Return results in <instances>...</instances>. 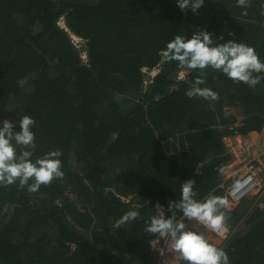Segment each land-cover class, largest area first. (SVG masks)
<instances>
[{"label":"trees","instance_id":"trees-1","mask_svg":"<svg viewBox=\"0 0 264 264\" xmlns=\"http://www.w3.org/2000/svg\"><path fill=\"white\" fill-rule=\"evenodd\" d=\"M247 2L205 0L192 13L175 0H0V120L30 115L32 158L58 149L64 172L35 193L0 186V264H180L167 240L154 259L159 236L144 222L190 178L197 199H224L222 137L236 123L242 135L264 129V78L249 88L205 69L217 99L189 98L197 70L178 79L159 53L199 28L264 60V0ZM250 203L223 210L218 247L231 264H264V207ZM129 210L138 217L116 227Z\"/></svg>","mask_w":264,"mask_h":264},{"label":"clouds","instance_id":"clouds-1","mask_svg":"<svg viewBox=\"0 0 264 264\" xmlns=\"http://www.w3.org/2000/svg\"><path fill=\"white\" fill-rule=\"evenodd\" d=\"M175 4L181 11L188 9L196 13L205 0H175ZM238 5L246 8L248 2L238 0ZM72 38L74 40L76 37ZM159 54L165 61L176 62L182 70L181 78L191 70H197L192 86L185 91L189 98L217 99L215 90L202 87L208 75L205 69L217 71L228 81L249 88L264 78V60L255 54L253 48L231 39L225 40L222 34L214 36L206 29H195L190 36L174 35ZM257 73L259 75H254ZM34 125L35 120L26 113H20L18 122L0 120V186L26 185L27 191L35 193L42 184L63 178L60 150H49L42 156L32 158L36 149L35 133L32 131ZM196 196L194 180L183 181L178 199L167 201L166 206L159 201L155 203L153 214L144 222L143 231L165 238L177 254L180 264H231L223 247L210 244L205 235L186 226V221H190L220 235L227 233L229 226L223 210L229 207L228 200L209 196L201 201ZM138 215L136 210H129L116 221L115 226L135 220ZM149 243L155 245L153 240Z\"/></svg>","mask_w":264,"mask_h":264},{"label":"built area","instance_id":"built-area-1","mask_svg":"<svg viewBox=\"0 0 264 264\" xmlns=\"http://www.w3.org/2000/svg\"><path fill=\"white\" fill-rule=\"evenodd\" d=\"M153 75L154 72L151 73ZM225 110L227 111V107ZM239 127L240 124L236 123L230 127L231 133L222 137L225 152L230 158L222 171L219 188L223 191L224 198L232 204H238L249 195L261 197L260 194H264V133L260 136L252 132L242 135L237 130ZM236 185L239 187L236 188ZM262 203L256 202L259 208L264 207ZM213 233L222 239L228 236V232L223 235ZM153 241L154 246L149 243L152 254L161 258L166 239L157 237Z\"/></svg>","mask_w":264,"mask_h":264},{"label":"rangeland","instance_id":"rangeland-1","mask_svg":"<svg viewBox=\"0 0 264 264\" xmlns=\"http://www.w3.org/2000/svg\"><path fill=\"white\" fill-rule=\"evenodd\" d=\"M62 24V23H61ZM74 44H75V46H79V45H81V41L78 39V38H74ZM83 55H82V57L84 58L85 56H84V53H82ZM85 59V58H84ZM155 69L154 70H151V72L149 73L150 75H151V73L152 72H154L155 73ZM181 72V71H180ZM177 78H180L181 79V77H180V73L178 74V76H177ZM252 133H255V132H252ZM264 133V129L260 132V133H256L258 136H260V135H262ZM261 195V197H259V196H256L255 198H254V196L253 195H249L248 197H246L245 198V202L246 203H250V205H252V207H253V205H256L255 203L256 202H258V201H262L263 203H262V205L264 206V194H260ZM254 198V199H253ZM225 199V198H224ZM229 202V201H228ZM238 206V204H232V203H230L229 202V207L227 208V209H229V210H231V209H234L235 207H237ZM238 208V207H237ZM188 223V221H186V224ZM244 226V223H242L241 225H240V227H243ZM228 233H229V231H228ZM205 236H206V238H207V240L208 241H211L212 243H214V245L215 246H220L222 243H223V241H224V239H222L220 236H218V235H216V234H214L213 232H210L208 229H206L205 228ZM153 257H154V259H156V261L157 262H161V258H162V256H161V258H160V256L159 255H153Z\"/></svg>","mask_w":264,"mask_h":264},{"label":"crops","instance_id":"crops-1","mask_svg":"<svg viewBox=\"0 0 264 264\" xmlns=\"http://www.w3.org/2000/svg\"><path fill=\"white\" fill-rule=\"evenodd\" d=\"M252 134H255V133H252Z\"/></svg>","mask_w":264,"mask_h":264}]
</instances>
